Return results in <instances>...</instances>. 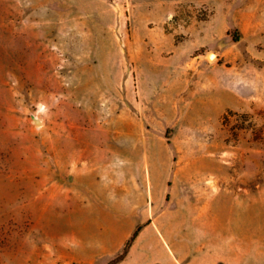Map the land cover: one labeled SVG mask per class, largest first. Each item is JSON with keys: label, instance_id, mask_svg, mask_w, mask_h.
I'll list each match as a JSON object with an SVG mask.
<instances>
[{"label": "rangeland", "instance_id": "obj_1", "mask_svg": "<svg viewBox=\"0 0 264 264\" xmlns=\"http://www.w3.org/2000/svg\"><path fill=\"white\" fill-rule=\"evenodd\" d=\"M139 230L122 264H264V0H0V264Z\"/></svg>", "mask_w": 264, "mask_h": 264}, {"label": "trees", "instance_id": "obj_2", "mask_svg": "<svg viewBox=\"0 0 264 264\" xmlns=\"http://www.w3.org/2000/svg\"><path fill=\"white\" fill-rule=\"evenodd\" d=\"M139 232H140V230L137 233H135L132 236V238L128 241V243L126 244V247L124 248V251L122 252V254H120L118 257H116L115 259L110 261L108 264H121L126 260L133 243L135 242V240L137 239V237L139 235Z\"/></svg>", "mask_w": 264, "mask_h": 264}, {"label": "bare ground", "instance_id": "obj_3", "mask_svg": "<svg viewBox=\"0 0 264 264\" xmlns=\"http://www.w3.org/2000/svg\"><path fill=\"white\" fill-rule=\"evenodd\" d=\"M213 58V56H210V59H212Z\"/></svg>", "mask_w": 264, "mask_h": 264}, {"label": "crops", "instance_id": "obj_4", "mask_svg": "<svg viewBox=\"0 0 264 264\" xmlns=\"http://www.w3.org/2000/svg\"><path fill=\"white\" fill-rule=\"evenodd\" d=\"M122 264V263H121Z\"/></svg>", "mask_w": 264, "mask_h": 264}]
</instances>
